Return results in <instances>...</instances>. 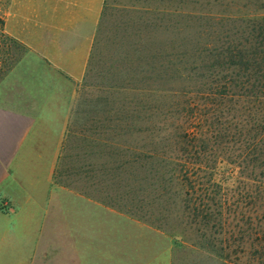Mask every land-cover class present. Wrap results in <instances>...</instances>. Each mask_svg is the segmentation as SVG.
I'll return each instance as SVG.
<instances>
[{"label":"trees","instance_id":"16d2710c","mask_svg":"<svg viewBox=\"0 0 264 264\" xmlns=\"http://www.w3.org/2000/svg\"><path fill=\"white\" fill-rule=\"evenodd\" d=\"M181 1L194 6L162 10L167 16H181L180 67L171 69L176 64L169 58L170 73L162 70L160 77L180 85L142 90L159 104L149 108V118L162 116L164 128L151 130L165 136L143 151L127 144L122 134L139 129L119 120L104 127L119 131L117 135L90 139V146H112L106 155L122 158L132 152L133 163L140 160L138 153L157 162L160 168L153 179L158 184L148 187L154 191L156 186L159 195L179 201L200 249L226 263L264 264V0ZM3 26L0 18V78L22 50ZM126 163L112 172H122L118 168ZM117 188L127 197L139 190Z\"/></svg>","mask_w":264,"mask_h":264},{"label":"rangeland","instance_id":"374dc122","mask_svg":"<svg viewBox=\"0 0 264 264\" xmlns=\"http://www.w3.org/2000/svg\"><path fill=\"white\" fill-rule=\"evenodd\" d=\"M18 2L21 0H0L3 31L12 38L21 30L15 7ZM193 6H185L181 0H104L90 66L91 79L103 88L81 93L88 102L75 110L74 126L91 130L93 125L87 123L96 118L100 126L97 131L102 137H111L119 131L105 126L123 120L127 126L139 129L124 130L127 144L147 151L152 143H159L165 135L151 130V126L162 130V116L156 113L149 118V108L159 104L142 90L180 85L166 81L167 77L160 80L162 70L170 73L169 58L176 64L171 69L180 67L177 61L182 52V34L178 31L181 16H167L162 10ZM26 52L22 44L18 61L0 78V84L22 64ZM153 74L158 78L155 82L150 80ZM90 143V139L76 133L62 146L52 185L70 192L71 200L64 204L65 209L69 208L48 220L53 224L49 227H45L47 220H41L45 226L39 229L38 250L30 251L24 264H233L197 246L195 228L181 213L176 198L159 195L156 186L150 190L149 184H158L153 179L160 168L157 162L143 160L138 153L140 160L133 163L132 152H126L123 158L106 155L112 146L102 148L97 142L92 148ZM123 160L127 163L118 168L122 172L113 173L112 169ZM89 169L92 171L85 173ZM117 185L136 186L139 190L127 197Z\"/></svg>","mask_w":264,"mask_h":264},{"label":"crops","instance_id":"0c3cea01","mask_svg":"<svg viewBox=\"0 0 264 264\" xmlns=\"http://www.w3.org/2000/svg\"><path fill=\"white\" fill-rule=\"evenodd\" d=\"M103 2L16 3L21 30L15 38L27 52L0 84V264H24L29 252L38 250L41 220L49 227L48 220L69 208L64 204L70 192L52 185L66 139L76 133L102 137L96 118L81 135L73 116L88 102L81 93L103 88L90 77Z\"/></svg>","mask_w":264,"mask_h":264}]
</instances>
